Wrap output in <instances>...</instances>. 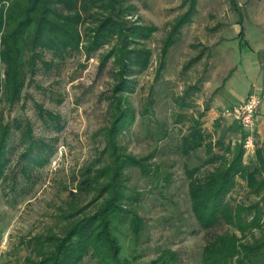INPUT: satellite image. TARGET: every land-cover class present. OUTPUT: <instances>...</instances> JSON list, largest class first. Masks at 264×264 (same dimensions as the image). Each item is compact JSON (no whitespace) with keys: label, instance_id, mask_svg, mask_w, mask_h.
I'll return each instance as SVG.
<instances>
[{"label":"rangeland","instance_id":"374dc122","mask_svg":"<svg viewBox=\"0 0 264 264\" xmlns=\"http://www.w3.org/2000/svg\"><path fill=\"white\" fill-rule=\"evenodd\" d=\"M233 1L234 6L231 0H122V8L130 7L128 24L137 25L139 32L148 30L147 37H138L127 48L147 50L149 59L143 69L130 66L131 90L117 96L113 87L118 66L115 56H107L114 40L88 54L82 49L85 42L57 56L43 51L45 65L38 62L35 73L27 74L20 100L13 105L1 101L0 84V114L10 127L0 176V264H26L33 256V237L61 234V209L81 172L97 164L105 145L103 130L111 123L110 102L118 96L121 108L134 114L132 123L120 131L118 144L135 156L155 152L152 161L163 162L172 176L168 186L153 187L137 169L126 170L125 186L142 197L137 212L145 227L137 245L127 227L121 228V257L135 249L139 262H149L167 248L175 252V264H201L202 248L212 234L234 232L225 225L203 230L193 218L185 169L201 166L206 157L202 148L189 155L180 149L188 118L199 115L201 128L213 141L224 135V144L243 148L246 131L217 112L231 105L235 95L260 94L264 89V0ZM97 10H89L92 16L80 26L81 32L97 26L104 16ZM187 88L193 89L186 94ZM181 97L188 106L180 108ZM149 101L153 106L142 115ZM263 105L253 147L243 148L244 163L254 160L264 142ZM156 121L167 132L160 141L154 137ZM26 124L33 141L30 149L23 134ZM210 168L202 165L200 173ZM236 180L239 185L229 195L233 202L246 205L255 200L244 181ZM89 198H82L81 206ZM84 264L93 261L86 259Z\"/></svg>","mask_w":264,"mask_h":264},{"label":"trees","instance_id":"16d2710c","mask_svg":"<svg viewBox=\"0 0 264 264\" xmlns=\"http://www.w3.org/2000/svg\"><path fill=\"white\" fill-rule=\"evenodd\" d=\"M231 2L234 6V1ZM121 4L122 0H0L1 101L13 105L20 100L27 74L35 73L36 63L45 65L43 51L57 56L78 50L82 42H85L82 49L88 54L114 40L107 54L115 56L113 61L118 66L115 74L118 83L113 93L117 96L130 91L131 83L127 80L130 66L145 68L149 52L129 50L127 45L138 37H147L148 30L139 32L137 25H129L125 17L130 15L127 13L130 7L122 8ZM92 7L104 16L95 28L86 27L81 32L80 26L92 16L88 14ZM185 21L181 20L178 25ZM188 89L193 88H187L184 93ZM179 105L180 108L188 106L182 97ZM152 106L151 101L147 102L141 114H147ZM110 111L111 123L103 130L105 145L97 164L81 172L61 209L60 218L64 221L61 234L33 237L29 241L33 256L25 260L26 264H84L86 259L93 264L177 262L175 252L167 248L149 262H139L135 249L130 256L121 257L117 233L127 227L131 242L137 245L145 227L137 212L142 197L125 186L126 170L137 169L153 187L168 186L172 176L163 169V162L152 161L155 152L135 156L118 144L120 131L134 119L133 112L127 107L121 108L120 96L110 102ZM201 116L188 118V131L180 140L184 155L202 148L206 157L202 165H211L203 174L200 173L202 165L185 169L190 211L203 230L211 231L220 225L234 230L210 236L201 251V264H264V142L254 160L244 163L242 145L224 144V135L213 141L201 128ZM176 117L182 119L180 114ZM156 125L154 137L160 141L167 137V132L161 123L156 121ZM9 130L0 114V176ZM23 134L30 140V149L33 141L29 124L25 125ZM237 178L244 181L248 193L255 198L246 205L234 203L229 196L239 185ZM85 197H90L89 201L81 206V199Z\"/></svg>","mask_w":264,"mask_h":264},{"label":"built area","instance_id":"2783aa9c","mask_svg":"<svg viewBox=\"0 0 264 264\" xmlns=\"http://www.w3.org/2000/svg\"><path fill=\"white\" fill-rule=\"evenodd\" d=\"M263 94L248 93L242 100L221 108L217 112L220 118L231 119L246 131L243 148L249 150L253 147L255 137V124Z\"/></svg>","mask_w":264,"mask_h":264},{"label":"crops","instance_id":"0c3cea01","mask_svg":"<svg viewBox=\"0 0 264 264\" xmlns=\"http://www.w3.org/2000/svg\"><path fill=\"white\" fill-rule=\"evenodd\" d=\"M264 93V89L261 91V93L260 94H263ZM248 94V93H247ZM246 94V95H247ZM246 95H243V96H238V95H235V99L234 100H232V101H230V103L231 104H233V103H235V102H237V101H239V100H242ZM262 104H261V106L263 105V103H264V95H263V98H262V102H261ZM263 109H264V105H263Z\"/></svg>","mask_w":264,"mask_h":264}]
</instances>
